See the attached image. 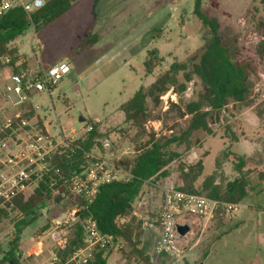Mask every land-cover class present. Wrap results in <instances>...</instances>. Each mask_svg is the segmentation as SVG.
Segmentation results:
<instances>
[{
	"label": "rangeland",
	"instance_id": "rangeland-1",
	"mask_svg": "<svg viewBox=\"0 0 264 264\" xmlns=\"http://www.w3.org/2000/svg\"><path fill=\"white\" fill-rule=\"evenodd\" d=\"M194 3L195 0H74L72 8L55 22L37 32L28 28L12 43L28 64L36 66L38 63L45 71L51 64L63 60L71 67V75L63 78L50 92L37 94L30 101L47 133L56 138L65 135L76 139L84 135L87 125L97 123L102 136L98 140L100 146L93 150L95 155L114 161L116 165L128 157L132 152L128 137L133 135V130L124 123L119 106L135 91L146 88L172 63L182 62L201 49L209 28L196 16ZM200 7L214 20L225 40L234 39L236 56L254 65L255 103L247 107L228 105L213 117L214 134L195 132L198 143L187 151L180 150L179 160L187 164L199 159L203 161L199 185L215 170V158L222 150L238 147L246 153L245 169L253 171V184L264 186L256 176V172L264 167V61L255 51L260 39L258 23L264 22V0H201ZM151 49H157L162 61L147 74L144 61ZM10 72V67L1 59L0 111L8 107L3 94L10 81ZM75 84L79 86L77 92L73 90ZM193 88L191 82L185 98L193 97ZM176 99L171 91L162 97L160 107L153 112V115H159V120L149 121L147 129L167 136L171 133L167 129L172 128L175 132L185 127L187 118L178 119L173 111L163 114L169 109V101ZM256 109L262 111L260 118L255 114ZM179 160L168 165L175 181ZM236 160V154L231 155L222 166L227 179L236 176L232 170ZM33 187L29 185L25 194ZM144 189L143 186L139 195ZM249 200L254 210L232 230L225 225L218 227L216 220L210 217L201 233L200 226L192 222L189 233L180 243L181 257L186 248L194 247L199 259L192 264H221L222 257L230 264H257L256 253L264 260V193L254 194ZM71 206L72 201L64 197L57 202L50 201L38 210L36 219L24 227L17 241L20 264H53L52 254L59 245L55 235L60 232L53 219L77 209L75 206L70 209ZM244 210L242 203L234 214L239 215ZM133 217L141 222L138 247L152 258L158 229L156 209L148 205ZM19 218V214H11L0 223V258L15 239L13 222ZM129 218H121L118 222L125 223ZM47 223L49 227L42 230ZM69 231L68 228L66 232L69 234ZM250 231L254 232L252 237ZM130 250L126 243L116 238L107 249V264H138L130 258Z\"/></svg>",
	"mask_w": 264,
	"mask_h": 264
},
{
	"label": "trees",
	"instance_id": "trees-1",
	"mask_svg": "<svg viewBox=\"0 0 264 264\" xmlns=\"http://www.w3.org/2000/svg\"><path fill=\"white\" fill-rule=\"evenodd\" d=\"M43 6L31 13L21 9H12L0 17V60L9 58L13 73L25 70V63L20 62L22 55L18 53L12 43L24 32L32 27L34 32L43 29L66 14L73 6L74 0H43ZM201 0H195L194 12L203 26L209 28V33L203 37L201 49L193 56L182 62H174L168 70L157 75L146 88H140L119 106L124 123L133 130L128 137L131 144V154L117 162L128 174L127 180H118L99 187L94 199L87 203L84 199L75 197L69 191V179L80 173L86 166L85 153L100 146L101 133L97 123H91V129L82 137L68 142L67 146L55 152L49 160L48 170L37 180L29 194L21 192L10 202L0 204V223L11 214H19L20 218L13 222L15 239L11 247L0 258V264H20L17 241L22 230L36 219L38 210L48 202H57L59 198L67 197L72 201V207H77L75 219L69 226L66 244L56 251L58 262L64 261L81 244L83 226L87 219L95 222L101 234L113 235L122 240L130 248V258L138 264H151V258L139 246L141 236L140 220L130 216L132 204L138 197L145 182L153 176L169 174L168 165L179 160L181 151L192 148L198 140L194 133L201 131L206 135L214 134L213 117L228 105L240 104L247 107L255 103L253 92L255 88L254 65L236 56L234 39L225 40L215 26L214 20L208 18L200 7ZM260 29L259 40L255 51L264 61V22L258 23ZM162 58L157 49L147 52L144 61L145 72L151 74ZM193 83L190 99L185 98L187 88ZM55 87V86H54ZM176 95V101H169V109L163 114L175 112L178 119L187 118L185 127H180L169 135H158L149 130V121L159 120V115H153L159 108L162 97L170 91ZM22 113L21 119H35V124L42 128V120L35 115L30 105ZM258 118L262 111L256 109ZM21 120H15L12 128L4 129L2 136L12 134ZM194 139V140H193ZM236 141L235 136L232 142ZM236 154V162L232 170L236 176L227 179L222 166L231 155ZM246 153L238 147L222 150L215 158V170L205 176L199 185L197 182L203 174L204 164L201 159L187 164L178 161L176 188L184 193L203 195L215 201L217 207L212 219L219 226L228 221L225 211L226 204H239L249 192L257 188L253 184L250 169H245ZM258 182L264 181V167L256 172ZM130 217L125 223L118 220ZM49 227L47 223L42 230ZM107 248L93 251L89 264H107Z\"/></svg>",
	"mask_w": 264,
	"mask_h": 264
},
{
	"label": "built area",
	"instance_id": "built-area-1",
	"mask_svg": "<svg viewBox=\"0 0 264 264\" xmlns=\"http://www.w3.org/2000/svg\"><path fill=\"white\" fill-rule=\"evenodd\" d=\"M43 3V0H0V17L17 8L31 13L40 9ZM3 61L8 64L9 58L5 57ZM69 72L67 61H61L45 71L25 69L18 73H9L10 81L5 85L3 94L8 107L0 111V204L10 202L29 185H34L48 170L50 157L74 140L63 135L57 138L50 136L44 126L40 128L35 124L33 118L21 119L22 113L27 111L26 105L35 110L30 102L35 95L50 92ZM15 120L21 121L16 124L14 135L2 136L3 130L12 128ZM90 129L91 126L87 125L85 132ZM11 136L15 138L12 139ZM84 158L86 166L80 173L70 177L68 185L69 191L75 197L82 198L87 203L94 199L100 186L128 179V174L114 161L101 159L93 151L85 153ZM144 187L143 194L132 204L130 216H137V211L148 205L155 207L159 236L151 264H174L181 257L180 243L183 238L177 232V225H188L191 228L187 216L212 217L217 203L203 195H192L178 190L171 173L151 177ZM224 208L228 216L238 209L236 204H226ZM76 210L73 208L53 219L54 226L60 231L55 235L59 245L52 254L53 264H89L93 251L109 247L117 238L101 234L95 222L87 219L80 246L64 261L58 262L56 251L66 244V230L74 221Z\"/></svg>",
	"mask_w": 264,
	"mask_h": 264
},
{
	"label": "crops",
	"instance_id": "crops-1",
	"mask_svg": "<svg viewBox=\"0 0 264 264\" xmlns=\"http://www.w3.org/2000/svg\"><path fill=\"white\" fill-rule=\"evenodd\" d=\"M20 62H24L25 63V69H27L28 71H38L39 69L42 70L40 68V66L38 65V63H37L36 66L35 65L28 64L27 63V59L24 56H22L20 58ZM51 65H53V64H51ZM50 66H48V67H50ZM69 75H71V67H70V72L66 76H69ZM73 90L77 92L79 90V86L77 84H75V86H73ZM119 113H120V115L122 114L121 112H119ZM42 126H44L43 125V122H42ZM63 136H65V135H63ZM261 183H264V181L261 182ZM263 193H264V186H263V184H261V185L257 186V188L254 191L249 192L248 195L239 204H237V207H238L240 204L243 203V207L245 208V210L243 212H241L239 215L232 214L231 216L228 217V221L224 224L225 226L229 227L228 230H230V229L232 230L233 228H237L238 227V224L241 222V220L244 217L248 216L249 213L251 214L252 210H254L253 204L249 200L250 196H252L254 194H263ZM189 219H190L189 221L191 223L193 222L196 226H200V231L202 233L203 230H204V228H205V226H206V224H207V222H208V220L210 218L209 217H191ZM232 223H234V224H232ZM220 228H223V226L220 227ZM253 231L255 232V230H253ZM253 231H250V233H249L251 237L254 235V232ZM158 236H159V234H158V229H157V240H158ZM156 243H157V241H156ZM156 243H155V245H156ZM198 244H199V241H198ZM254 247L255 246L253 245V248ZM193 249H194V247L191 248V249L186 248L184 250V253H182L183 254L182 257H181L182 259L180 258L178 260H175L174 261V264H192L193 261H196L197 259H199V256L197 254V251H195ZM203 257H206V256H203ZM255 258H256L255 260L257 261V264H264V260L261 257L257 256V253H256ZM261 260H263V262ZM221 264H230V262L228 260H226L225 257H222L221 258Z\"/></svg>",
	"mask_w": 264,
	"mask_h": 264
},
{
	"label": "water",
	"instance_id": "water-1",
	"mask_svg": "<svg viewBox=\"0 0 264 264\" xmlns=\"http://www.w3.org/2000/svg\"><path fill=\"white\" fill-rule=\"evenodd\" d=\"M176 228L180 237H184L190 231V227L188 225H177Z\"/></svg>",
	"mask_w": 264,
	"mask_h": 264
}]
</instances>
